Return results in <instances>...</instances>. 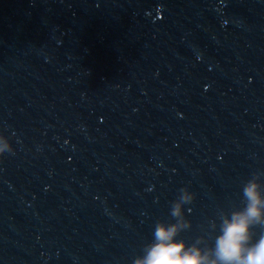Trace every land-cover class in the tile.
I'll list each match as a JSON object with an SVG mask.
<instances>
[{
    "label": "water",
    "instance_id": "obj_1",
    "mask_svg": "<svg viewBox=\"0 0 264 264\" xmlns=\"http://www.w3.org/2000/svg\"><path fill=\"white\" fill-rule=\"evenodd\" d=\"M0 134V264H133L181 187L211 246L264 172V0H0Z\"/></svg>",
    "mask_w": 264,
    "mask_h": 264
},
{
    "label": "clouds",
    "instance_id": "obj_2",
    "mask_svg": "<svg viewBox=\"0 0 264 264\" xmlns=\"http://www.w3.org/2000/svg\"><path fill=\"white\" fill-rule=\"evenodd\" d=\"M13 154L9 138L0 134V156ZM264 172L256 171L243 183L242 207L230 212L220 211L219 224L210 221L213 231L218 229L214 243L209 246L204 236L188 244L178 239L191 228L185 208L191 205L195 194L181 187L171 202L170 217L174 222L157 220L152 240L142 249V255L133 264H264ZM258 230V234H257Z\"/></svg>",
    "mask_w": 264,
    "mask_h": 264
}]
</instances>
